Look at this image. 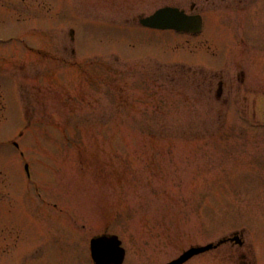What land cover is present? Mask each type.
I'll return each mask as SVG.
<instances>
[{
  "label": "rangeland",
  "instance_id": "1",
  "mask_svg": "<svg viewBox=\"0 0 264 264\" xmlns=\"http://www.w3.org/2000/svg\"><path fill=\"white\" fill-rule=\"evenodd\" d=\"M231 2L0 0V264H91L101 233L165 264L236 232L186 264H264V23ZM163 5L205 31L139 24Z\"/></svg>",
  "mask_w": 264,
  "mask_h": 264
},
{
  "label": "water",
  "instance_id": "2",
  "mask_svg": "<svg viewBox=\"0 0 264 264\" xmlns=\"http://www.w3.org/2000/svg\"><path fill=\"white\" fill-rule=\"evenodd\" d=\"M143 25L158 27V28H185V29H194L196 26V22L194 20H190L185 22L178 16H175L174 13H167L165 11H158L152 17H148L146 19L141 20ZM209 247H204L203 249H198L193 253H197L203 251ZM91 252L92 258L97 263H115L118 258L122 254V249L119 247V241L115 236L107 237L102 236L99 238H94L91 241ZM190 254V255H191ZM190 255H187L189 257ZM119 262V261H118Z\"/></svg>",
  "mask_w": 264,
  "mask_h": 264
},
{
  "label": "flooded vegetation",
  "instance_id": "3",
  "mask_svg": "<svg viewBox=\"0 0 264 264\" xmlns=\"http://www.w3.org/2000/svg\"><path fill=\"white\" fill-rule=\"evenodd\" d=\"M231 1H232L231 5H230L231 11H235L238 9L244 10L245 16L251 15V17L252 16L254 17V20H250L251 23H249L248 26L246 25L249 29H254V28L257 29V28H259L258 26H260V23H264V20H262L261 16H259V13L261 11L264 12V0H246L247 1L246 5H250V1H252V2L254 1V6L251 9L250 8L246 9V7L242 6L244 0H231ZM233 15H235V13H233ZM257 16H259V17H257ZM233 25H234V23H233ZM233 25L231 24V26H233ZM231 29L234 31L236 28H234V26H233V28H231Z\"/></svg>",
  "mask_w": 264,
  "mask_h": 264
}]
</instances>
